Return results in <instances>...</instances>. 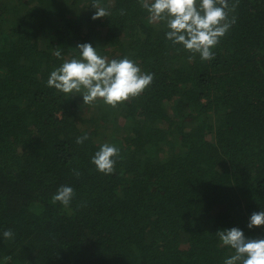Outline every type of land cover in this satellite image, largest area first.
Instances as JSON below:
<instances>
[{
    "label": "trees",
    "instance_id": "16d2710c",
    "mask_svg": "<svg viewBox=\"0 0 264 264\" xmlns=\"http://www.w3.org/2000/svg\"><path fill=\"white\" fill-rule=\"evenodd\" d=\"M232 6L213 59L189 60L141 0H0V264H223L218 228L264 236L246 228L264 210V0ZM83 42L151 84L114 107L47 86ZM104 142L109 175L90 163Z\"/></svg>",
    "mask_w": 264,
    "mask_h": 264
},
{
    "label": "clouds",
    "instance_id": "9594fccd",
    "mask_svg": "<svg viewBox=\"0 0 264 264\" xmlns=\"http://www.w3.org/2000/svg\"><path fill=\"white\" fill-rule=\"evenodd\" d=\"M141 6L150 22H163L166 40L192 54L189 60L196 54L200 60H212L213 49L236 20L234 15L230 16L234 7H230V0H141ZM93 8V20L109 15L106 7L94 5ZM74 49L78 50V56L63 59L50 71L46 83L68 97L78 94L83 103L98 102L114 107L142 93L153 80V73L142 71L138 63L126 56L109 59L90 42L78 43ZM54 54L61 56L59 48ZM87 139L88 134L84 133L77 136L76 143L82 144ZM119 151L115 144L101 143L90 157V163L98 172L109 175L114 171ZM73 171L79 175L77 170ZM73 196L74 189L65 184L56 189L52 199L67 207ZM262 225L264 210L252 212L246 228ZM214 235L231 251L223 264H264V236L249 238L237 226L218 228ZM13 236L11 229L2 231L5 239Z\"/></svg>",
    "mask_w": 264,
    "mask_h": 264
}]
</instances>
